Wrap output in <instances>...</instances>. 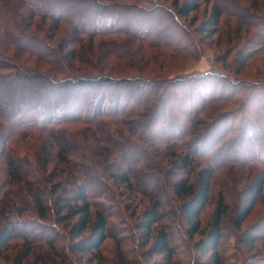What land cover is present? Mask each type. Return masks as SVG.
I'll return each instance as SVG.
<instances>
[{
    "label": "trees",
    "instance_id": "16d2710c",
    "mask_svg": "<svg viewBox=\"0 0 264 264\" xmlns=\"http://www.w3.org/2000/svg\"><path fill=\"white\" fill-rule=\"evenodd\" d=\"M210 1L201 29L214 34L229 15L256 25L250 48L264 50V17L237 0H183L176 8L162 0H0V256L17 225L35 224L55 253L62 237L71 255L96 252L111 228L122 234L116 246L135 239L141 264H174L181 250L192 252V264H222L224 218L232 212L231 228L239 229L264 189V79L214 68L144 71L153 52L199 55L182 18ZM137 53H148V63ZM25 57L46 69L23 64ZM106 59L137 72L71 70L74 61L94 69ZM224 103L232 105L220 110ZM20 234L29 246L33 234ZM237 236L247 248L264 240V221ZM118 255L127 263L124 251Z\"/></svg>",
    "mask_w": 264,
    "mask_h": 264
},
{
    "label": "rangeland",
    "instance_id": "374dc122",
    "mask_svg": "<svg viewBox=\"0 0 264 264\" xmlns=\"http://www.w3.org/2000/svg\"><path fill=\"white\" fill-rule=\"evenodd\" d=\"M182 1L183 0H162L163 3L171 5L174 8H176L177 4L179 5ZM237 1L240 5L247 8L249 12L252 13V11L257 10L256 12L258 13V17H264V5L255 4V6H253L255 0ZM211 6V1L207 4L202 3L196 11L191 12L186 18H182L184 23L188 25L192 32L193 38L197 43V46L194 48H196V50H200L199 55L197 54L196 57L193 58L176 54L168 55L166 53V57L162 59L161 55L153 52L151 57H156V59L155 61H150V63L146 65L144 69L145 74L153 76L157 73V70L167 74H174L181 71L182 73H202L210 68H214L230 75V77L244 78L248 80L264 79V50H261L258 47L255 49H253L254 47L250 48V42L253 41V38H255L254 33L257 31L258 27L256 25L253 27H246L238 22L236 18L225 15L221 19L218 31L209 35V31L203 30L201 27L210 14ZM92 43L93 49L90 50V57L96 61L98 56L97 52H94V49L100 46L99 40L94 39ZM84 48L87 49V46L85 45ZM136 49L137 44H133L131 46L133 53H135ZM148 55L149 54L147 53V59L145 58L146 56L141 59L138 53L135 54V57L139 64L148 63ZM105 61H103V64L98 62L99 66H101L99 68L94 67V69L93 66L88 63L74 61V67H72L71 70L76 73H81L84 71L99 69L101 73H110L113 75H132L137 72V70L132 68L123 69L119 65H112L107 59ZM22 62L29 67H35L43 70L46 69V65L40 60H36L34 57H25V59H22ZM3 86H1V88L3 89L2 91L5 90V92L3 93L1 91V93H3V95H8V90H6L5 86ZM236 95H239V93ZM230 105L232 104L224 103L220 107V110ZM218 109V107L210 109L209 114H215L218 112ZM22 147L24 148V145H22ZM232 170L244 176H247L252 172L250 171V167L239 169L237 165H234ZM241 188L242 184H237L235 192H241ZM116 193L118 192H115V194ZM231 194L235 193L232 192ZM119 198L121 199L120 196ZM227 199L230 204V209H234L233 204L238 201L236 199V194L235 196L228 195ZM104 203L106 202L104 201ZM111 208L115 210L116 205ZM212 209L213 204L207 206L202 217L203 222L209 218ZM231 215L232 212L224 218L225 228L230 229H224L225 235L223 236L220 244V251L223 256L222 264H249L250 261H261L264 259V240L254 242L251 247L247 248V246H243L238 241L237 236L238 232L251 229L264 221V189L260 198L253 205L249 215L241 223L239 229H234V227L233 229L231 228ZM23 217L27 220L34 219L31 214L27 213L23 214ZM166 221L168 220L166 219ZM115 222H117L116 216L109 219L110 226H113L112 224ZM1 225L2 221L0 222V226ZM43 229L44 228H40V226L38 227L35 224L30 227L26 226V228L23 225H17L18 234L9 240L6 248L1 252L0 264H119L118 254L121 251H124V256H126L127 263L125 264H141L139 259H136V257L139 258V252H132L134 247L133 244L136 243L135 239L133 238V240L129 242L124 241L120 244V246H116L113 238L122 234L114 232L111 228L109 230L108 238L102 242L98 251L75 255H71L66 249L67 238L65 237H62L53 243L56 251L58 252V254H56L57 252L55 253L53 248L50 249L47 246V242L42 239L45 236V230ZM23 230L29 234H33V237H31V240L29 241V246H27V243L24 242L20 234ZM27 249H29V253L26 258L18 262L17 260L19 256ZM157 258H159V256H153L148 261L152 262ZM174 259V264H192L194 255L192 252L186 254V250H181Z\"/></svg>",
    "mask_w": 264,
    "mask_h": 264
}]
</instances>
